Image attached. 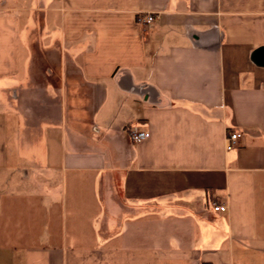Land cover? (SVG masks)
I'll return each mask as SVG.
<instances>
[{
    "label": "crops",
    "instance_id": "crops-1",
    "mask_svg": "<svg viewBox=\"0 0 264 264\" xmlns=\"http://www.w3.org/2000/svg\"><path fill=\"white\" fill-rule=\"evenodd\" d=\"M259 46L264 0L0 5V264H264Z\"/></svg>",
    "mask_w": 264,
    "mask_h": 264
},
{
    "label": "built area",
    "instance_id": "built-area-1",
    "mask_svg": "<svg viewBox=\"0 0 264 264\" xmlns=\"http://www.w3.org/2000/svg\"><path fill=\"white\" fill-rule=\"evenodd\" d=\"M156 19V16L153 13H146L144 16H141L139 20L145 24H151ZM128 137L133 143H140L144 140H147L150 137V131L141 126H130L127 130ZM241 133L239 132H231L226 136V149L230 150L237 146ZM213 211L224 213L227 210V206L225 204H216L212 206Z\"/></svg>",
    "mask_w": 264,
    "mask_h": 264
},
{
    "label": "water",
    "instance_id": "water-1",
    "mask_svg": "<svg viewBox=\"0 0 264 264\" xmlns=\"http://www.w3.org/2000/svg\"><path fill=\"white\" fill-rule=\"evenodd\" d=\"M251 60L254 64L264 67V46H259L252 51Z\"/></svg>",
    "mask_w": 264,
    "mask_h": 264
},
{
    "label": "rangeland",
    "instance_id": "rangeland-1",
    "mask_svg": "<svg viewBox=\"0 0 264 264\" xmlns=\"http://www.w3.org/2000/svg\"><path fill=\"white\" fill-rule=\"evenodd\" d=\"M14 1H16V0H0V5H3V3H4V5L6 4V5H13V3H14Z\"/></svg>",
    "mask_w": 264,
    "mask_h": 264
}]
</instances>
